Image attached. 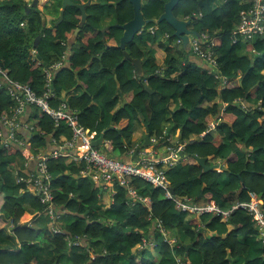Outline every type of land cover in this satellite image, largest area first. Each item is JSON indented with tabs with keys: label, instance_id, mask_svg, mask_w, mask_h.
<instances>
[{
	"label": "trees",
	"instance_id": "trees-1",
	"mask_svg": "<svg viewBox=\"0 0 264 264\" xmlns=\"http://www.w3.org/2000/svg\"><path fill=\"white\" fill-rule=\"evenodd\" d=\"M62 1L50 0L26 15L30 0H0V68L10 80L29 84L42 95L46 70L50 71V105L58 108L65 102L84 127L99 135L105 131L118 159H130L128 153L144 142L145 124L150 138L164 132L177 135L185 143L184 159L166 172L177 198L215 201L223 209L248 201L250 192L264 201V37L253 41L233 37L247 3L179 0L173 8L177 18L190 17L191 31L214 41L218 67L211 73L193 62L183 46L173 45L174 30L165 21L156 25L158 32L151 33L150 24L121 47V26L134 15L130 0L89 4L83 24L81 11L70 6L56 24ZM167 1H145L143 17L159 18ZM164 34L170 38L165 40ZM125 52L142 62L141 75ZM59 61L64 64L55 69L53 64ZM78 90L79 95L72 94ZM14 106L2 83L0 120ZM30 121L34 156L53 146L50 137L59 145L71 137L65 121L56 127L36 108ZM210 124H215L213 131L204 133ZM139 127L143 133L137 142L133 138ZM0 131L4 132L1 124ZM164 146L158 148L163 151ZM194 156L207 158L209 165L220 160L226 167L205 172ZM24 160L21 147L5 148L0 139V225L12 222L18 238V251L0 250V264H175L176 255L188 264H264V240L245 212H234L227 222L211 215L197 218L178 210L163 189L138 177H132L131 186L150 198V209L139 203L130 206L126 189L119 185L112 201L82 175L84 166L63 156L47 160L59 215L56 226L64 233L55 234L37 193L16 182L12 169ZM24 175L18 172V177ZM28 212L34 213L31 221L22 222ZM156 220L177 239L173 247L152 229ZM201 222L205 228L198 229ZM228 224L233 227L229 231ZM149 236L156 246L140 248L143 237ZM77 237L78 246L72 244Z\"/></svg>",
	"mask_w": 264,
	"mask_h": 264
},
{
	"label": "built area",
	"instance_id": "built-area-1",
	"mask_svg": "<svg viewBox=\"0 0 264 264\" xmlns=\"http://www.w3.org/2000/svg\"><path fill=\"white\" fill-rule=\"evenodd\" d=\"M242 1L247 3L248 7L240 13L239 23L233 33L234 40L253 41L264 37V0ZM184 20H190V17H186ZM149 31L156 33L158 32V27L156 25L151 26ZM163 38L168 40L170 35L164 34ZM190 38L193 55L198 56L211 73H217L218 65L214 41L209 40L207 34H199V37L191 36ZM172 43L177 47L182 46V40L174 36ZM63 64L64 61H59L53 64V67L59 69ZM46 76V91L42 95H38L29 84L10 80L0 68V82L5 84L8 94L15 102V106L1 117L0 124L5 129L4 132L0 131V139L5 148L11 146L21 147L25 160L22 165H18V168L14 170L16 182L25 184V188L37 193L40 201L45 206L44 216L50 220L49 226L55 234L64 233L62 229L56 226L59 215L53 202L54 195L50 186L51 176L48 172L47 160L63 156L73 160L79 166H84L81 171L82 175L91 178L102 192L107 193V197L112 201L116 193L115 186L119 185L126 189L127 203L130 206H135L139 203L150 209L152 207L150 198L141 196L131 186L132 177H138L155 188L163 189L165 197L172 200L178 210L193 214L197 218L202 215H211L220 217L222 222H227L234 212H245L259 232V238L264 240V201L262 202L259 194L250 192L248 201H237L227 209H223L215 201H195L188 197L177 198L171 192L170 181L166 173L168 170L177 167L184 159L183 150L185 143L179 141L177 135H168L164 132L162 136L150 138L153 148L149 147L148 150V147H142L137 154V159H132L135 150L128 153L130 159H118L112 155V146L106 140L103 141L101 146L93 145V142L100 135L97 131L84 127L79 122L77 114L65 102L58 108H53L50 105L49 99L53 95V77L48 70H46ZM226 82V79H224L223 84ZM32 108H36L51 117L56 127L65 121L71 130V137L64 139L62 145H59L50 137L48 143H52L55 149H49L45 153L42 152L34 156L30 149V136L33 130L30 117L28 123L21 125V117L27 114L28 109H30L28 113L30 115ZM214 127L215 124H210L204 133H210ZM20 128H24L27 131L26 135H22L23 137L20 136ZM160 144H165L163 151L158 148ZM30 160L37 161L35 171H31L28 167ZM20 171L25 173V175L18 177V172ZM218 171L220 170L218 169ZM149 218L152 220L151 215ZM203 228H205V224L201 222L198 229ZM152 229L158 231L163 240L171 247L177 242V239L163 226L161 220L154 221ZM149 238L150 236L143 237L140 248L156 246ZM80 243L81 240L77 237L72 244L78 246ZM175 260V264H188L182 257L177 255Z\"/></svg>",
	"mask_w": 264,
	"mask_h": 264
},
{
	"label": "water",
	"instance_id": "water-1",
	"mask_svg": "<svg viewBox=\"0 0 264 264\" xmlns=\"http://www.w3.org/2000/svg\"><path fill=\"white\" fill-rule=\"evenodd\" d=\"M178 1L179 0H168L165 4L164 12L161 14V16L159 18H157V19H154V18L153 19H145L143 17L142 12H141L142 1L141 0H130V2L133 5V8H134V15L130 21L125 23L123 26H121V28L123 29V34H122V37L120 39L121 47H125L126 44L133 41L135 35L141 33L147 24L155 23L156 25H158L162 21H165L167 24H169L173 28V30H174L173 36L176 38H180L182 40V46H183L184 50L187 52H191V38L190 37L191 36L199 37V33L195 32V31H191L188 28V26L190 24V20L178 19L173 14V8L178 3ZM95 3L96 2L93 0H87L85 3H75L72 0H63L62 1V7L60 10V17H59L58 21L56 22V24H59L63 20L65 10L67 9V7H70V6L76 7L81 11V24H83L86 21L87 16H88L87 12H86V7L89 4H95ZM38 4H39V0H33L31 4L25 6L26 15L29 14V12L32 8H34V9L38 8V6H39ZM103 4H106V2H103ZM44 24H45V21H44ZM79 31H80L79 28H77L75 30L74 37L77 36ZM38 40H39V38L36 39L35 44L37 43ZM124 55H125L126 59H130V56L127 54V52H125ZM194 57L197 58V60L199 62H201V65H204V63L202 62V60L198 56H194ZM130 60L134 64L136 74L141 75L142 74V66H141L140 60H135V59H133V60L130 59ZM145 90L153 93V91L148 87V85H145ZM145 132H146V134H145L144 142L135 148V151L132 155L133 160L137 159V154L142 147H149L151 145L149 128H148L147 124H145ZM104 140H105V131L102 132L100 134V136L98 137V139L93 142V145L94 146H101ZM48 142H49V140H48ZM194 158L197 160L198 164L203 168V170L205 172L211 171V170H218L219 168L220 169L224 168L222 166L219 167V165H217V164H212V165L207 164V158L198 157V156H194ZM171 192L173 193L172 188H171ZM186 247L188 249L191 247V245H187Z\"/></svg>",
	"mask_w": 264,
	"mask_h": 264
},
{
	"label": "crops",
	"instance_id": "crops-1",
	"mask_svg": "<svg viewBox=\"0 0 264 264\" xmlns=\"http://www.w3.org/2000/svg\"><path fill=\"white\" fill-rule=\"evenodd\" d=\"M26 1H29V0H26ZM49 2H50V0H39V9H43L44 8V6L45 5H47V4H49ZM31 4V3H30ZM178 19H180V18H178ZM110 20V18H108L107 19V21H109ZM181 20H183V19H181ZM47 21H48V19H47ZM150 24H155V23H149V24H147L145 27H144V29L148 26V25H150ZM48 25H49V23H48ZM132 42V41H131ZM129 44V43H128ZM128 44H126V45H128ZM126 47V46H125ZM188 53V55H189V57H190V59L193 61V62H196L197 64H201V62H199L198 60H197V58H195L194 57V55H193V53L192 52H187ZM199 62V63H198ZM141 66H142V62H141ZM142 73H143V69H142ZM82 91L81 90H78V91H75V92H73L72 94H75V95H79L80 93H81ZM29 110L30 109H28L27 110V114H24L22 117H21V125H24L25 123H28V121H29V117H30V115L28 114L29 113ZM31 122V121H30ZM5 129V128H4ZM6 131H7V129H6ZM20 133L22 134V135H26L27 134V131L24 129V128H20ZM142 128L141 127H139L137 130H136V132H135V134H134V140L135 141H139L140 139H141V136H142ZM49 149L50 150H53V149H55V147L54 146H51V147H49ZM48 149V150H49ZM148 150H149V147H148ZM213 164H217V165H219V167H226V164L225 163H222L220 160H214L213 161ZM36 166H37V161L36 160H30V162H29V164H28V167H29V169L31 170V171H35V169H36ZM16 168H18V165H15V167H13V169H12V171H13V173H14V170L16 169ZM219 170L220 171H222L223 169H220L219 168ZM15 175V174H14ZM34 215V213H29L28 212V214H26L23 218H22V222H25V221H31V218H32V216ZM44 222V221H43ZM227 227H228V231L229 230H231L233 227L231 226V225H227ZM0 250H14V251H18V238L16 237V234H15V232H14V226H13V224H12V222H10L7 226H3V225H0Z\"/></svg>",
	"mask_w": 264,
	"mask_h": 264
},
{
	"label": "rangeland",
	"instance_id": "rangeland-1",
	"mask_svg": "<svg viewBox=\"0 0 264 264\" xmlns=\"http://www.w3.org/2000/svg\"><path fill=\"white\" fill-rule=\"evenodd\" d=\"M31 1V3H32V1L33 0H30ZM39 8V7H38ZM48 23H49V26H50V24H51V22L49 21V19H48ZM142 133H143V131H141ZM101 196L103 197V198H107V193H104V192H102L101 191ZM107 207H109V205H106ZM172 235V234H171ZM173 236V235H172ZM174 237V236H173ZM154 243V242H153ZM154 244H156V243H154Z\"/></svg>",
	"mask_w": 264,
	"mask_h": 264
},
{
	"label": "flooded vegetation",
	"instance_id": "flooded-vegetation-1",
	"mask_svg": "<svg viewBox=\"0 0 264 264\" xmlns=\"http://www.w3.org/2000/svg\"><path fill=\"white\" fill-rule=\"evenodd\" d=\"M93 1H95V2H96L97 0H93ZM141 1H142V4H143V3H144L145 1H147V0H141Z\"/></svg>",
	"mask_w": 264,
	"mask_h": 264
},
{
	"label": "clouds",
	"instance_id": "clouds-1",
	"mask_svg": "<svg viewBox=\"0 0 264 264\" xmlns=\"http://www.w3.org/2000/svg\"><path fill=\"white\" fill-rule=\"evenodd\" d=\"M154 25H156V24H154Z\"/></svg>",
	"mask_w": 264,
	"mask_h": 264
}]
</instances>
